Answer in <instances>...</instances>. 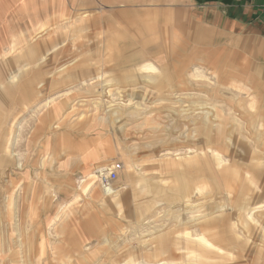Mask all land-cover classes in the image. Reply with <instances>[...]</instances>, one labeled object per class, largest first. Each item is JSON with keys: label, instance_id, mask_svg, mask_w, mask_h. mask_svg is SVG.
I'll return each instance as SVG.
<instances>
[{"label": "rangeland", "instance_id": "obj_1", "mask_svg": "<svg viewBox=\"0 0 264 264\" xmlns=\"http://www.w3.org/2000/svg\"><path fill=\"white\" fill-rule=\"evenodd\" d=\"M13 1L0 7V264H99L121 245L191 264L201 232L214 246L197 264H264V71L166 56L148 17ZM117 163L112 196L100 180L83 192Z\"/></svg>", "mask_w": 264, "mask_h": 264}, {"label": "crops", "instance_id": "obj_2", "mask_svg": "<svg viewBox=\"0 0 264 264\" xmlns=\"http://www.w3.org/2000/svg\"><path fill=\"white\" fill-rule=\"evenodd\" d=\"M82 1L86 13L148 17L158 26L154 33L174 48L166 56L186 57L195 68L264 71V0ZM13 2L0 0V7Z\"/></svg>", "mask_w": 264, "mask_h": 264}, {"label": "bare ground", "instance_id": "obj_3", "mask_svg": "<svg viewBox=\"0 0 264 264\" xmlns=\"http://www.w3.org/2000/svg\"><path fill=\"white\" fill-rule=\"evenodd\" d=\"M30 53V52H29ZM47 53V52H46ZM19 54V53H18ZM44 60V59H43ZM18 62V61H17ZM153 67L151 66H144L142 68V70H152ZM23 69V68H22ZM27 84H31V82H28ZM93 85V84H92ZM91 86V85H90ZM101 91V90H100ZM98 91L97 94H100L99 97H97V99L102 103V91L100 92ZM48 103L44 104V107L47 105ZM100 106V104H99ZM103 106V104H102ZM105 105H104V112L105 111ZM251 109H253V106H250ZM97 108L93 109L92 112L96 113ZM106 110H108L106 108ZM66 116V115H65ZM261 126V125H260ZM210 149V148H209ZM216 151V150H215ZM214 152V151H213ZM214 156V155H213ZM215 157L217 158V153L215 154ZM215 158V159H216ZM110 169V168H109ZM99 176H94L91 175L88 178V183H86V185L83 187V192L84 193H92L93 191H96L98 189L97 183L100 182L102 183L101 177L103 176H107L108 175V168H104V169H100L99 171ZM103 184V189H102V194L103 196H112L115 192L114 189H112L108 184V183H102ZM119 202V201H118ZM195 219V218H194ZM197 221V219L195 220ZM139 222V221H138ZM217 223V222H215ZM215 223H211L209 222V220H205L204 222H200L199 227L201 228L202 231H204L205 229H209V228H214L215 227ZM81 228V227H80ZM200 231V230H199ZM192 235V234H190ZM213 235L206 237L204 232L199 233V240L196 241V247L199 245L198 248H196L195 250L191 247V249L189 250L188 247H185L188 250V253L192 256H195V260H192L193 263L191 264H197V260H201L203 259V257L207 254H211L212 253V248L214 246L212 241ZM201 244V245H200ZM175 246H178V243H175ZM119 248V251L117 252V254H115V257H108L105 260L101 261L99 264H174L172 259H161V260H152L150 259V257L146 254V255H142L141 257H138V254H134V255H130V250L126 249V247H124V245L118 246L117 249ZM167 246H164V252H170L169 258L170 256H172V251L170 250H166ZM116 249V250H117ZM154 253L158 252L160 250V247L157 246L156 248H154ZM176 251H179L180 249L178 247L174 248ZM183 250V249H182ZM185 251V250H184ZM110 253V252H109ZM108 254V253H107ZM142 254V253H141ZM184 258V257H183ZM182 258V259H183ZM178 259V258H177ZM52 262V261H51ZM58 262V261H57ZM65 262V261H64ZM69 262V261H68ZM37 264H40L41 261H37ZM72 263V262H71ZM94 263V262H93ZM188 263V262H187ZM190 263V262H189ZM44 264H50V262L45 261ZM69 264V263H68ZM84 264V263H83Z\"/></svg>", "mask_w": 264, "mask_h": 264}, {"label": "built area", "instance_id": "obj_4", "mask_svg": "<svg viewBox=\"0 0 264 264\" xmlns=\"http://www.w3.org/2000/svg\"><path fill=\"white\" fill-rule=\"evenodd\" d=\"M120 168V164H114L112 168L108 170V175L101 177L102 183L115 180L117 177V172L120 170Z\"/></svg>", "mask_w": 264, "mask_h": 264}]
</instances>
